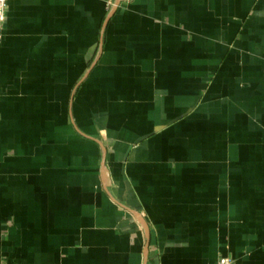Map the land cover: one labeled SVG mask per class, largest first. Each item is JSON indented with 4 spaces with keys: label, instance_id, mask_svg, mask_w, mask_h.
<instances>
[{
    "label": "crops",
    "instance_id": "crops-1",
    "mask_svg": "<svg viewBox=\"0 0 264 264\" xmlns=\"http://www.w3.org/2000/svg\"><path fill=\"white\" fill-rule=\"evenodd\" d=\"M10 0L0 264H264V0Z\"/></svg>",
    "mask_w": 264,
    "mask_h": 264
},
{
    "label": "built area",
    "instance_id": "built-area-1",
    "mask_svg": "<svg viewBox=\"0 0 264 264\" xmlns=\"http://www.w3.org/2000/svg\"><path fill=\"white\" fill-rule=\"evenodd\" d=\"M10 0H0V25H4L7 20L8 3ZM113 0H110V4ZM216 264H237L235 260L228 257H221Z\"/></svg>",
    "mask_w": 264,
    "mask_h": 264
}]
</instances>
